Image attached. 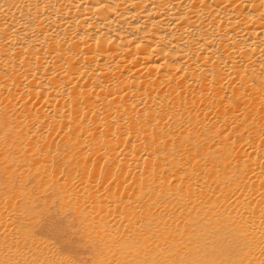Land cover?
Listing matches in <instances>:
<instances>
[{"label":"bare ground","instance_id":"6f19581e","mask_svg":"<svg viewBox=\"0 0 264 264\" xmlns=\"http://www.w3.org/2000/svg\"><path fill=\"white\" fill-rule=\"evenodd\" d=\"M28 181L108 247L264 264V0H0V264H67Z\"/></svg>","mask_w":264,"mask_h":264},{"label":"rangeland","instance_id":"374dc122","mask_svg":"<svg viewBox=\"0 0 264 264\" xmlns=\"http://www.w3.org/2000/svg\"><path fill=\"white\" fill-rule=\"evenodd\" d=\"M60 157V153L55 157L58 162L56 168L54 163L52 168L49 167V170H54L57 175L64 173L68 166ZM27 184L31 196L28 198L34 209L40 210L38 216L40 226L35 229V235L50 246L55 258L67 264H157L155 256L145 254L144 242L137 243L129 238L131 241L126 239L125 246L120 245L123 248H119V245L108 247L100 238L94 237L92 228L86 227L78 220L79 217L72 208L62 206L61 199L49 192L36 193L37 185L34 186L29 181Z\"/></svg>","mask_w":264,"mask_h":264}]
</instances>
